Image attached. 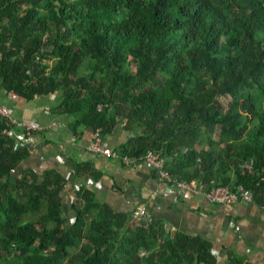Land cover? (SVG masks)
<instances>
[{
  "label": "trees",
  "instance_id": "1",
  "mask_svg": "<svg viewBox=\"0 0 264 264\" xmlns=\"http://www.w3.org/2000/svg\"><path fill=\"white\" fill-rule=\"evenodd\" d=\"M11 90L54 95L76 136L120 127L133 134L120 155L152 152L177 180L264 201V0H0V94ZM9 131L0 119V264H218L202 236L114 211L84 185L68 198L55 169L18 170L31 134Z\"/></svg>",
  "mask_w": 264,
  "mask_h": 264
},
{
  "label": "crops",
  "instance_id": "2",
  "mask_svg": "<svg viewBox=\"0 0 264 264\" xmlns=\"http://www.w3.org/2000/svg\"><path fill=\"white\" fill-rule=\"evenodd\" d=\"M0 103L9 108L14 118L35 120L46 128L28 136L26 142L31 145V151L18 170L34 169L41 173L52 168L60 171L67 180L65 196L68 198L84 185L93 191L97 201L106 202L114 211L132 214L133 209L143 207L167 229L199 235L210 241L218 264L227 262V252L244 257L250 264H264V209L254 201L225 206L208 203L202 196L183 195L175 202L174 190L167 188L151 167L145 164L124 167L115 160L87 151L86 145L94 138V131L86 129L81 135H74L70 126L72 118L53 113L54 95L25 102L0 94ZM20 134L16 132L15 136L19 135L18 140L22 142L24 136ZM130 137L118 127L102 142L114 150ZM86 162L91 172L87 179H82L76 175V165ZM64 217L70 218L68 223L74 219L68 202Z\"/></svg>",
  "mask_w": 264,
  "mask_h": 264
},
{
  "label": "built area",
  "instance_id": "3",
  "mask_svg": "<svg viewBox=\"0 0 264 264\" xmlns=\"http://www.w3.org/2000/svg\"><path fill=\"white\" fill-rule=\"evenodd\" d=\"M6 97L10 100H18L19 97L11 90L6 92ZM0 119L7 121L10 125L9 135L13 136L15 133H40L46 128L35 120H23L14 118L9 108L0 103ZM55 125V124H53ZM53 126H48L51 128ZM99 131L94 132V138L86 145V150L94 153L98 156H103L110 158L119 162L124 167L136 168L140 164H145L151 167L159 180L164 182L167 188L174 190L175 202L178 198L183 195L191 196H202L208 203L217 205H232L237 202L251 203L252 192L250 189H239L238 191H232L226 186H215L208 190L199 187L196 181H183L177 180L167 174L163 169L164 159L159 155L149 152L143 157L137 158L135 160L128 158L127 156L120 155L113 149L106 147L98 136ZM26 142V140H25ZM260 208L264 209V201L259 205ZM132 217L134 219L140 217H146L148 221L151 220L150 215L143 207H137L132 211Z\"/></svg>",
  "mask_w": 264,
  "mask_h": 264
},
{
  "label": "rangeland",
  "instance_id": "4",
  "mask_svg": "<svg viewBox=\"0 0 264 264\" xmlns=\"http://www.w3.org/2000/svg\"><path fill=\"white\" fill-rule=\"evenodd\" d=\"M20 135H22V134H20ZM17 136H19V135H17ZM16 139H17L16 142H19V143L21 142V140H18V137H16ZM15 173H17V172L15 171ZM66 211H67V209H66ZM68 224H70V223H68Z\"/></svg>",
  "mask_w": 264,
  "mask_h": 264
},
{
  "label": "water",
  "instance_id": "5",
  "mask_svg": "<svg viewBox=\"0 0 264 264\" xmlns=\"http://www.w3.org/2000/svg\"><path fill=\"white\" fill-rule=\"evenodd\" d=\"M130 136L132 137V136H133V134H130Z\"/></svg>",
  "mask_w": 264,
  "mask_h": 264
}]
</instances>
